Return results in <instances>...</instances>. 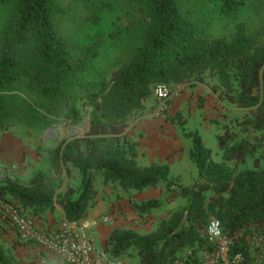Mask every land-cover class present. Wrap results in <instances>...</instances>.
<instances>
[{
  "label": "trees",
  "instance_id": "1",
  "mask_svg": "<svg viewBox=\"0 0 264 264\" xmlns=\"http://www.w3.org/2000/svg\"><path fill=\"white\" fill-rule=\"evenodd\" d=\"M132 1L140 20L123 33L81 45L67 36L69 16L61 0H0V9L10 14L0 38V133L14 126H76L87 117L91 124L50 151V174L37 173L28 185L4 177L0 198L32 218L59 204L66 220H78L97 203L99 172L105 185L126 192L163 189L186 201L149 234L114 228L105 240L112 255L135 251L140 264H198L200 251H210L206 232L215 218L249 264L250 241L264 233V166L258 156L264 150V0ZM206 1L217 4V11L207 12ZM208 78L218 81L213 89L224 101L252 109L240 124L253 136L226 128L217 135L225 160L216 162L200 132H191L198 178L182 187L170 178L169 165H138L128 119L145 109L156 85L196 86ZM249 159L252 167L240 169ZM74 168L79 187L57 194ZM164 202L149 198L132 207L143 217ZM16 246L0 242V264H22ZM186 251L191 253L183 256Z\"/></svg>",
  "mask_w": 264,
  "mask_h": 264
},
{
  "label": "crops",
  "instance_id": "2",
  "mask_svg": "<svg viewBox=\"0 0 264 264\" xmlns=\"http://www.w3.org/2000/svg\"><path fill=\"white\" fill-rule=\"evenodd\" d=\"M185 88L183 87L184 90ZM186 97L187 99L190 97L189 92ZM153 105L152 98L146 102L145 109L133 114L128 119V138L130 141L138 143L136 147L138 165L148 167L152 164H167L170 168V178L173 181L182 187L192 186L198 178V168L190 158L191 147L188 139L180 131L172 133L164 126L165 115H170L173 111L172 108L168 109V113L158 115L157 107H153ZM84 123H88V125L83 130L73 126H69L68 130L65 128L29 130L28 127L14 126L5 132H1L0 158L6 162V166L0 183L7 176L13 180H18L23 185H28L35 174H50L52 172L50 151L62 141H69L75 136H80L89 131L90 120ZM195 130L201 134L200 128L197 127ZM75 173L80 175L78 169L74 168L72 174ZM94 188L97 191V203L88 208L87 218L94 222L96 246L106 248V238L123 221V218H119V214L117 215L113 211L120 207L118 199L126 195L127 192L113 183L105 185L103 176L99 172L94 175ZM155 191L158 193H154ZM160 191V189H148L142 193L133 191V197H137L138 194L142 200L160 198ZM57 194L59 193L57 192ZM14 204L19 205L17 201H14ZM105 216H110L112 221H103ZM64 219L63 208L59 204H55L54 210H47L39 217H35L34 221L40 230L55 233ZM98 221H100L101 226H98ZM0 242L8 247L17 242L13 252L22 264H29L31 261H35L36 264H60L61 262L55 254L42 251V247L41 249L38 245L20 241L15 227L1 216ZM18 242L22 243L19 244ZM122 260L128 264L123 258ZM138 260H140L139 256Z\"/></svg>",
  "mask_w": 264,
  "mask_h": 264
},
{
  "label": "rangeland",
  "instance_id": "3",
  "mask_svg": "<svg viewBox=\"0 0 264 264\" xmlns=\"http://www.w3.org/2000/svg\"><path fill=\"white\" fill-rule=\"evenodd\" d=\"M61 1L68 11L69 16L65 28L67 36L71 38V40L79 42L81 45L87 44V41L94 36L99 35L97 38L100 39L102 37L111 38V34H116L117 32L123 33L126 28L140 20L141 14L136 7L135 2L132 0ZM182 1L183 4H186L190 0ZM203 6L208 9L207 12L213 13L217 11V4L212 1H206ZM9 18V12L0 9V38L1 32L3 28H5ZM216 22H218V20H216ZM217 83L218 81L215 78H208L206 79L205 84L192 86L186 83L174 87V91H177V94L173 97L169 106L173 111H171L172 113L170 115L166 113V115L164 114V126H166L167 130L172 133L180 131L181 134L188 139L190 147H192V138L189 134L194 132L197 127L200 128L205 145L212 149V158L214 161L224 162V154L223 151L219 149L217 135L228 128L238 132L240 137L251 139L253 131L251 130L247 132V130H244V126L240 123L250 115L252 109L240 107L224 101L220 97V93L213 89V86ZM183 87H186L185 90ZM188 92L190 93V97L187 99L186 94ZM153 104V107L158 106V103L154 98ZM168 112L169 110L167 113ZM88 120H90L89 117L79 125L73 127H78L83 130L88 125V123L84 122ZM56 128H65L68 130L69 125H61ZM258 156L261 157L264 166V150H261ZM247 167H252V159H249L246 165H240L239 168L243 169ZM79 185V174L75 173L70 177L64 176L63 183L58 189V193L60 195L63 194L68 186L77 188ZM154 193H158V191H155ZM133 194L132 191L121 196L118 199L120 201V207L117 210H114L113 213H117V215L119 214V218H123L122 223H120L118 227L131 228L140 235H146L156 230L161 219L169 217L171 213L186 204V201L183 198L165 192L162 189L159 197L165 200L164 204L159 208L153 209L149 214L142 217L132 207L133 202H140L142 199L138 194L137 197H133ZM98 224V226H101L100 221H98ZM42 251L48 252L43 249ZM205 252L206 250H201L200 255L202 256ZM190 253L191 251H186L183 256H187V254ZM248 253L250 258L249 264H255L257 252L249 247ZM121 258L126 260L128 264H140V260H138V255L135 251L130 253V256ZM62 263L64 262L61 261L60 264Z\"/></svg>",
  "mask_w": 264,
  "mask_h": 264
},
{
  "label": "built area",
  "instance_id": "4",
  "mask_svg": "<svg viewBox=\"0 0 264 264\" xmlns=\"http://www.w3.org/2000/svg\"><path fill=\"white\" fill-rule=\"evenodd\" d=\"M176 91L166 83H160L153 90L157 101L158 115L168 111ZM6 162L0 158V178ZM0 216L10 222L23 241H33L46 251L55 254L66 264H125L121 257H116L106 248L95 244L94 222L87 217L78 220L64 219L57 232L40 230L34 218L22 214L12 203L0 198ZM112 221L105 216L103 221ZM206 251L198 264H246L248 258L242 251H234L235 239L225 236L221 222L211 219L207 226ZM250 248L257 252L255 264H264V233L256 235L250 241Z\"/></svg>",
  "mask_w": 264,
  "mask_h": 264
}]
</instances>
